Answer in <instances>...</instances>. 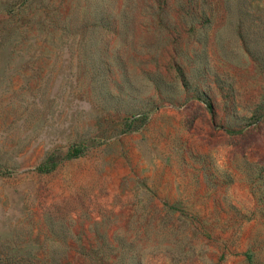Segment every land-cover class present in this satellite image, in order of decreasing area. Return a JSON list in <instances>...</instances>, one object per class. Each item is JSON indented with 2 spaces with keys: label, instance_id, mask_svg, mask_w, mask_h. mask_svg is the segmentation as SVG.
Listing matches in <instances>:
<instances>
[{
  "label": "rangeland",
  "instance_id": "obj_1",
  "mask_svg": "<svg viewBox=\"0 0 264 264\" xmlns=\"http://www.w3.org/2000/svg\"><path fill=\"white\" fill-rule=\"evenodd\" d=\"M0 264H264V0H0Z\"/></svg>",
  "mask_w": 264,
  "mask_h": 264
}]
</instances>
